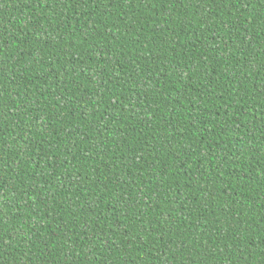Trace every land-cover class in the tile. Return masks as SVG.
<instances>
[{
	"label": "trees",
	"instance_id": "1",
	"mask_svg": "<svg viewBox=\"0 0 264 264\" xmlns=\"http://www.w3.org/2000/svg\"><path fill=\"white\" fill-rule=\"evenodd\" d=\"M0 264H264V0H0Z\"/></svg>",
	"mask_w": 264,
	"mask_h": 264
}]
</instances>
